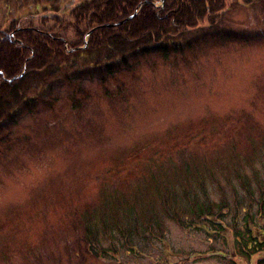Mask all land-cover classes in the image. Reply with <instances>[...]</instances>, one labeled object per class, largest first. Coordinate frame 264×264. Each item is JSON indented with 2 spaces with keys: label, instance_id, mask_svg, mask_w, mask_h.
<instances>
[{
  "label": "rangeland",
  "instance_id": "374dc122",
  "mask_svg": "<svg viewBox=\"0 0 264 264\" xmlns=\"http://www.w3.org/2000/svg\"><path fill=\"white\" fill-rule=\"evenodd\" d=\"M77 1L0 0L2 56L17 60L15 31L23 29L32 31H22L27 38L64 35L68 50L75 34L66 22ZM125 20L96 25L82 45L95 29ZM228 21L218 31L242 40L202 41L199 30L193 35L199 44L167 62L129 57L105 82L79 65L65 70V79L63 72L51 78L47 89H29L28 104L0 122V264H256L264 257L247 260L231 241L170 219L163 221L161 241L132 235L144 242L135 251L120 228L112 236L96 230L97 244L78 224V213L95 204L114 168L130 175L133 152L146 158L152 148L178 147L190 134H206L207 146L220 147L228 136L237 141L239 157L229 171L217 172L220 178L234 176L229 172L237 166L264 177V12L241 8ZM20 75L15 69L9 80ZM250 141L257 145L252 154Z\"/></svg>",
  "mask_w": 264,
  "mask_h": 264
},
{
  "label": "trees",
  "instance_id": "16d2710c",
  "mask_svg": "<svg viewBox=\"0 0 264 264\" xmlns=\"http://www.w3.org/2000/svg\"><path fill=\"white\" fill-rule=\"evenodd\" d=\"M156 1L78 0L66 22V28L75 34L68 50L61 41L64 35L53 38L38 32L27 38L22 31H32L16 30L20 39L16 41L17 60L0 53V122L22 103L28 104L29 89H47L57 74L63 72V79L67 78L65 70L69 68L88 65L86 71L97 72L105 82L128 65L129 57L157 56L167 62L170 56H183L199 44L193 37L199 30L202 41L242 40L218 29L230 26L229 14L238 9L264 12V0H161V5ZM123 19L127 20L119 25L95 29L82 45L83 36L96 25ZM28 49L33 56H26ZM15 69L21 75L9 80ZM74 88L84 91L80 85ZM205 135H187L178 147H154L146 158H140V151L133 152L130 175L123 177L121 170L114 168L95 204L78 213L86 240L102 244L94 236L103 227L109 236L120 234L135 251L144 242L133 236L151 235L161 241L163 221L170 219L185 230L198 229L222 239L226 245L231 241L230 248L247 260L264 253V177L256 171L251 176L240 173L237 166L229 172L234 176L220 178L217 172L229 171L239 157L237 141L228 136L220 147L207 146ZM255 146L249 142L250 154ZM114 227L120 228L119 234L110 233ZM255 263L264 264V257Z\"/></svg>",
  "mask_w": 264,
  "mask_h": 264
},
{
  "label": "water",
  "instance_id": "95a60500",
  "mask_svg": "<svg viewBox=\"0 0 264 264\" xmlns=\"http://www.w3.org/2000/svg\"><path fill=\"white\" fill-rule=\"evenodd\" d=\"M109 25V24H108ZM109 26H111V25H109Z\"/></svg>",
  "mask_w": 264,
  "mask_h": 264
}]
</instances>
